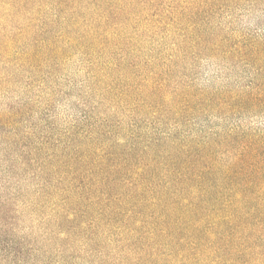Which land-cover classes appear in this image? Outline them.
<instances>
[{
  "label": "trees",
  "instance_id": "16d2710c",
  "mask_svg": "<svg viewBox=\"0 0 264 264\" xmlns=\"http://www.w3.org/2000/svg\"><path fill=\"white\" fill-rule=\"evenodd\" d=\"M261 10L0 0V145L40 212L0 197V264H264V19L236 26Z\"/></svg>",
  "mask_w": 264,
  "mask_h": 264
},
{
  "label": "rangeland",
  "instance_id": "374dc122",
  "mask_svg": "<svg viewBox=\"0 0 264 264\" xmlns=\"http://www.w3.org/2000/svg\"><path fill=\"white\" fill-rule=\"evenodd\" d=\"M242 14H244V12ZM262 19H264V11L262 10L247 13L237 18L236 26L240 28H254L259 20ZM72 70H76V62H71L68 68L60 71L58 75V82H62L64 79H67L68 74H70ZM216 74L217 68L215 65L208 61H204L200 74V82H208L212 80ZM73 92L75 91L72 90L70 95L63 96L61 100L57 99L54 104L55 111L60 118V122H64L63 124H66V120L73 116L76 111L73 108L75 100ZM21 94L25 95L24 93ZM26 96H28L27 92ZM54 98L56 99L57 96L55 95ZM39 107L42 108L43 105H39ZM251 121L255 122L256 119H251ZM5 152V149H2V146L0 145V197L2 198L0 199L5 200V198L7 199L8 197H12L10 199L11 201L6 204L12 208L10 211V216H13L11 223L14 224V226H18L19 228L21 227V230H23L28 225L37 224L39 222L37 219L40 217V212L36 210L37 208L33 200L34 193L30 194V189L34 188L32 185L28 184L27 181L23 180V177L19 174L21 170L17 167L14 168V170L6 172V168L8 170V167L10 166V162L5 160ZM11 156L13 157L12 154ZM6 220L7 217H5L2 221L5 223Z\"/></svg>",
  "mask_w": 264,
  "mask_h": 264
}]
</instances>
